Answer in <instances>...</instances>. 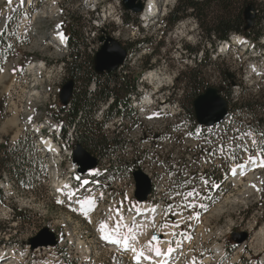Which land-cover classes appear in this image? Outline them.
<instances>
[{
    "label": "rangeland",
    "instance_id": "rangeland-1",
    "mask_svg": "<svg viewBox=\"0 0 264 264\" xmlns=\"http://www.w3.org/2000/svg\"><path fill=\"white\" fill-rule=\"evenodd\" d=\"M53 1L54 0H49V2L48 0L45 2L43 1L35 6V9L41 7L45 8L49 4L45 8L46 16H49H47L48 19H44L43 22L35 21L34 24L31 23L33 27H30V30L34 29V25H36L34 32H48L50 28L47 27L49 23L46 21L50 22V27L62 22L59 19L65 17L63 3H60V6H50V3H53ZM55 1L58 3L59 1L66 0ZM241 1L243 2V7L248 3H253L255 5L253 12L256 14V21L252 27L264 29V0ZM86 4L87 0H71V8L73 11L70 13L67 25L71 29L73 27L74 31L79 29V24L83 21L81 18L84 16V12H86ZM176 4L177 0H157L158 12L156 13H158V15L154 19V25H151V27L149 25L146 30L143 31L140 25L135 24L136 30L139 31V33L136 34H129L128 30H121L120 43L130 50V57L123 68H128V71H138V79L131 85H133L134 88L141 84L143 81V74L147 72V68L150 67L153 71L161 69L160 73H163L166 78L169 76L171 78L170 80H164L163 83H171V80H174L177 86L179 80L184 81L181 83L180 88H182L181 91H183L182 103L187 107L190 101L189 94L192 87L188 82V78L185 76H180L178 79L175 78L177 69L173 68L174 63L169 55L170 51H174V49H172L174 42H180V44L183 45L182 47L188 51V54L193 53V56H197V59H193L192 57V61H189L192 62L191 65L183 63L185 70L182 71V74L185 75L191 71V77L196 78V83L201 86V88L209 86L222 87L224 91L223 97L231 102L229 106H233L234 112L236 110V114L233 113L230 121L222 125L223 127L219 126L220 128L218 127L217 129L204 128L198 125L194 119L192 121L191 118L193 117H190L193 128L201 129V133H196L194 138L189 137L191 131L187 132V130L182 129L180 120L174 121L170 124L171 126L167 125L164 129V145H171L173 143L171 137L178 132L182 133L184 138L188 137V140H209L217 139L219 136L224 135L225 131L236 132V128H239V130L236 136L235 134L228 135V141L233 142L231 145L224 144V164L211 162V165L207 168L208 178H198L199 181L197 182L196 189L205 190L200 192L201 202L197 204L199 198L197 199L195 194L187 196V202L184 199L175 197L176 209L173 212L182 213L185 217V220H173L175 238L173 233L170 239L172 241L169 240L170 242L168 244L162 242V238H158V244L156 241H153V244L158 246L163 252L173 249L175 264H193V262H195V264H264V166H260L261 163L264 162V151H262V149H264V128L260 127V122H258V117L254 114V111L243 108L247 100L251 98L256 99L264 94V51L262 47V45H264V32L258 40L261 46H254V44L251 43V47H254L252 52L246 53L240 51V49L237 51L236 47H232L231 51L225 54L224 51L221 50V52H219L217 48L215 49V45L211 46L204 40L201 29L192 16L182 19L172 28H169V25H165V19L168 13ZM0 5L1 14L3 11L5 12L7 8L4 0H0ZM106 5H108L107 8H110L111 0H106L105 6ZM48 9L50 12H55V14L53 15L48 12ZM57 9L61 10L60 15ZM141 15L142 13L134 18L137 21L136 23L140 24L139 16ZM110 19L112 18H109L108 21H110ZM62 24L64 25L63 22ZM15 30H18V26L15 27ZM72 31V36H74L75 39L70 41V51L71 48L75 51V48H78L85 40V33H73ZM177 33V37L171 36ZM144 37L148 39L146 44L139 42L143 40ZM256 44L258 45V43ZM174 48H176V46ZM258 48H260V50ZM13 50L16 51L15 48ZM202 51L205 57L204 60L199 57V53ZM39 57L40 55L37 52L36 58ZM60 61V59L58 62L55 60L51 61L50 65L47 67L49 69H46L50 72L48 73L45 70L44 76L45 78L47 77L46 81L49 80V82H47L49 85V94L45 92L39 95V97H36V100L33 99V96H30V92L36 88V86L31 87V85L34 84V82L36 83L39 78H34L32 72L30 73L25 70V64H27L28 61L25 60V62L22 61L23 63L20 62V67H24L21 88V113L7 111L5 106L6 97L1 96L0 93V103L3 104L0 108V143L9 145L11 148H17L15 159L19 162V166L16 165L17 168L15 169V173L12 175L8 173L7 177L4 174L2 176L3 182L1 183L4 188L2 192L3 196L0 198V256L3 259L1 264H41V262L45 263V259H47V264H71L72 261L69 262L71 259L75 261L74 264H137V262H132V253H129L128 250L121 249V246H115V248L112 249L102 242L104 238L100 236L98 225L104 224V222L106 223L107 221L111 224L114 220L110 225V229L114 230L113 228H115L116 224L122 222V224L120 223L124 226V229L120 230L122 237L132 235L138 239L136 240V242H138V247L146 246L147 244L149 246V242L152 241L155 236L153 230L157 232L155 225L157 226L158 223L161 224L163 222L166 215L165 213L167 212L166 191L169 172L159 173L158 165H150V167L155 169L154 176L157 180L156 183L159 189L156 193L157 201L163 203L162 213L159 214L160 216L158 215V217H156V222L153 224L154 226L151 224V221L148 224L139 225L140 228L131 224L132 217L140 216L139 209L144 206L131 204L129 199L122 202V194L119 196L115 193L108 201H100V199L97 198L96 202L93 204V211L88 213L86 210L82 211L81 208L73 205V201L68 202L70 198L66 193L61 192L53 181V171L56 170L57 172L59 169L56 156L53 157L50 152L46 151V148L42 145L40 140V138L42 139V135L32 130L35 129L37 123L40 126L45 125V127H48V129L44 130L46 133H44V135L53 136L55 131L57 132V130H55L56 122H59L57 121L56 115L49 111H54L53 104L55 98L53 95L55 94L56 78L58 77L57 66H61ZM227 72L235 75L234 80L232 79L234 82L229 79ZM192 80L193 79H191V81ZM114 96H119L122 100L120 103L125 105L123 107V121L126 120L125 124H130L133 120H140L146 117L143 115L144 113L142 111L139 112L132 107L129 94L127 97H125L124 94H115ZM110 100L111 98L108 101L98 99L92 107L97 108L92 109V114L94 121L98 122L100 125L105 124V121L108 119V114L110 118L113 117V124L118 125L119 123L118 119H115L116 116H114V113L108 112L109 108L107 109V105ZM169 103L170 100L164 105H169ZM170 104H172V109L178 110V107H175L178 106V103ZM151 109L154 110L152 111ZM151 109L146 113L151 115H158L161 113L160 117L172 116L170 112H160L162 109L160 110L158 105H155ZM29 112L32 113L28 114ZM68 121L69 118L67 115V122ZM63 123L65 124L66 120H62V124ZM59 137L63 138L62 135ZM69 143H71L69 139L66 140V138H63L61 143L63 149L61 152L62 157L66 156L69 152V148L66 150ZM63 146L66 148H63ZM179 152H177V159L185 160V151ZM221 154L222 146H212V151L209 152V159H218ZM21 155L24 156L23 160ZM231 155L239 159L235 161L234 164L248 163V167H250V163L254 161L262 159V162H258V164L260 163L259 165H254V168L244 172L242 178H239V182H237L231 180L232 177H230V174L234 170V164L232 165V169L229 170ZM250 157H252V159H249ZM46 162H50L48 165L52 167L47 169L45 166ZM203 181H206V184H201ZM94 193L95 192L92 194ZM197 193L198 191L196 194ZM84 197L88 199L91 197V194L84 195ZM9 207L14 208V211L8 210ZM178 207L182 210H178ZM117 210H119V213ZM17 212L22 213V216L20 215L17 218L14 217L15 215H19ZM131 213L132 215H130ZM125 225H127V227H125ZM49 226L60 233L61 243L56 250L43 249L41 252L32 250L34 248L30 243V239L37 235L42 228ZM152 226L153 228L151 229L150 227ZM129 228L133 229L131 234L129 233ZM229 228L232 229L231 232L247 233L248 236L246 240L241 244L236 243L231 238ZM137 231L138 235L135 234ZM139 233L141 235H139ZM7 240H9V242H6ZM217 245L221 246L220 251L215 250ZM30 247L31 251H29ZM8 248H10V250ZM62 256L68 257L69 260L64 261Z\"/></svg>",
    "mask_w": 264,
    "mask_h": 264
},
{
    "label": "built area",
    "instance_id": "built-area-1",
    "mask_svg": "<svg viewBox=\"0 0 264 264\" xmlns=\"http://www.w3.org/2000/svg\"><path fill=\"white\" fill-rule=\"evenodd\" d=\"M59 3H63L65 10V17L60 20L64 23V30L62 31L67 35V23L69 22L70 13L73 11L71 0L59 1ZM110 7L112 9V19L110 21H103V16L99 15L98 11L84 12V16L81 18L84 24L82 21L76 32L85 33V41L78 48H75L74 57H68L64 66H57L58 77L56 78L53 110L58 120H66V124L69 103L67 105L62 104L60 100V86L69 77L74 58L77 54L80 58L85 55L94 57L103 44L100 41L101 36H111L121 42V30H128L129 34L139 33L135 28L134 21H130L129 23L124 22L126 15L135 17L136 14L133 11L125 10L122 0H111ZM31 11L35 13L33 10ZM7 28L5 17L0 16V35H6ZM29 41H31L29 38L18 39L17 35L15 37L6 36V43H15L16 51L12 53L0 52V91L2 96L4 94L7 96L5 105L8 111L21 113V88L24 67H20V57L21 55L32 53V51H27V43ZM137 79L138 71H128V68H117L110 75L108 72L98 74L94 70V75L89 83V89L90 86H98L99 84L109 94H122ZM164 84V94L157 102L170 100V103H178V111L171 117H160V114L151 115L146 113L145 118L133 120L130 124L122 125H115L113 124V117L108 118L104 125H100L101 132L106 140V146H98L94 150L93 156L97 158V166L95 168L104 166L103 156H111V166H115V161H122L121 170L132 171L134 191L132 194H127V199L130 200L131 204H135L132 201L135 200L136 184L134 172L136 170L140 169L147 174L152 184L153 178L150 175V165H158L159 173L169 172L166 191L167 212L165 213L163 222L157 224L155 228H158L162 237L165 236V232H172L175 238L173 220H185L184 214L173 212L176 209L175 197L184 199L187 202V196L196 194L198 178H208L207 168H209L211 162L223 163L224 144L233 143L228 142V135L238 134L239 128H236V132L225 131V134L219 136L217 139L209 140H188L184 138L182 133L178 132L173 136V143L171 145H164L165 127L174 121L192 117L187 107L182 103L183 91L180 88L181 84L176 86L173 80L171 83ZM105 100H108V97ZM243 108L250 110L247 107ZM229 109H233V106L230 105ZM77 137L76 127H72V131H65L64 138L73 142L74 149ZM212 146H222V154L218 159H209V152L212 151ZM178 151H185V160L177 159ZM238 160V157H232L231 155L229 170L232 169V165ZM111 187L117 191L123 190L124 180H114L111 182ZM198 196L200 200L201 195ZM8 210L14 211V208L9 207ZM178 210L182 209L178 207ZM6 242H9V240ZM43 249H50V247H38V251L40 252Z\"/></svg>",
    "mask_w": 264,
    "mask_h": 264
},
{
    "label": "bare ground",
    "instance_id": "bare-ground-1",
    "mask_svg": "<svg viewBox=\"0 0 264 264\" xmlns=\"http://www.w3.org/2000/svg\"><path fill=\"white\" fill-rule=\"evenodd\" d=\"M45 2L47 0H23V3L21 2V0H12L11 3L8 2V0H4L5 5L7 10L4 12H2L0 14V16H4L5 20H6V25L8 26V28L6 29V35H0V52H4V53H12L15 52V50H13L14 48L16 49V45L15 43H6V36L7 37H15L17 35L18 39H25V38H29L31 39V41H29L27 43V51H32V53H27L26 55H21L20 57V62L24 61H28L27 64H25V70L27 72H32V74L34 75L33 77L36 79L39 78L38 81H36V83L34 82V84L31 85V87L36 86L35 89H33L32 92H30V96H33V99L36 100V97H39V95L44 94L45 92L48 93L49 88H48V81H46L45 78V70L49 69L47 68L50 65V62L55 60L58 62V60L60 59V63L61 66H64V64L66 63L68 57H72L74 49L71 48L70 51V41L71 39L68 37V35H66V33H63L62 30H64V25L62 24V22L55 24L54 26L50 27V22H48V26L50 28V30L48 32L45 31H40V32H34V29H36V25H34V29L30 30V27L32 28L33 26H31V23L34 24L35 21H42L45 19L47 20L49 15L46 16L45 13V8L49 5H47L45 8L41 7V8H37L35 9V6H37L38 4ZM51 1V0H50ZM82 1V0H81ZM105 1L106 0H87V4L85 6L86 12H99V15L103 16V21H108L109 18H112V9L107 8L108 5L105 6ZM49 2V0H48ZM2 3V2H1ZM51 5H57L60 6V3L56 2L55 0L53 1V3H50ZM1 6V5H0ZM44 6V5H43ZM52 6V7H53ZM56 7V6H55ZM34 8V9H33ZM49 8V7H48ZM60 8V7H57ZM31 9L35 12L32 13ZM52 9V8H51ZM83 9V8H82ZM49 10V9H48ZM58 14H61V10L57 9ZM47 11V10H46ZM50 12V10L48 11ZM156 12H158V5H157V0H147V4H146V8L144 10V12H142L143 17L145 19H148V15L149 14H156ZM53 15L55 14V12H50ZM48 14V13H47ZM60 20V19H59ZM58 22V21H57ZM17 24V25H16ZM53 24V23H52ZM47 25V24H46ZM18 26V30H15V27ZM45 27V26H44ZM68 25H67V30H68ZM73 28V27H72ZM46 30V29H45ZM80 33V32H79ZM83 33V32H82ZM81 37V36H80ZM85 37V36H84ZM111 37V36H108ZM113 38V37H111ZM79 39V38H77ZM114 39V38H113ZM117 40V39H115ZM242 40V38H239L238 42H240ZM85 41V40H84ZM119 41V40H118ZM140 43H145V37L143 40L139 41ZM120 43V41H119ZM121 44V43H120ZM121 46L126 49L127 51V57L125 58L124 62L119 65L118 68H123L125 66V64L127 63L128 59H129V48L125 47L121 44ZM222 51H224V49H222ZM242 51L247 53L246 49H243ZM37 52L40 55L39 58H36L37 56ZM132 56V55H131ZM137 58V57H136ZM56 62V63H57ZM133 62V61H132ZM137 62V61H136ZM23 63V62H22ZM23 65V64H22ZM52 66V65H51ZM144 68V67H143ZM46 70V71H47ZM57 71V70H56ZM48 73L50 71H47ZM161 69L158 71H153L150 69V71L147 73L145 72L143 74L142 77V82L141 84H139L138 86L133 88L132 87L128 90L125 91L124 96L127 97V95L129 94L130 98H131V105L133 108H135L137 111H142L144 114V116H146V112L149 111V109H151L152 107H154L155 105H158V107H160V112H165V113H171V115H174L178 110H174L172 109L171 105L169 103V105H164L168 102V100H161L159 102H157L158 99H160L163 94H164V89L162 90L161 93L158 94H152V91H149L150 88L149 86H147V82L149 81H154L156 79H158L156 81V83H161L162 85L164 84L163 81L164 80H170V76L168 78L165 77V75H163V73H160ZM55 75V74H54ZM30 76V75H29ZM56 77V76H55ZM49 78V75H48ZM52 78V77H51ZM50 78V80H51ZM35 79V80H36ZM32 80V79H31ZM25 81V79H24ZM52 81V80H51ZM53 82V81H52ZM51 83V82H50ZM54 83V82H53ZM96 88V86H91V89L94 90ZM51 93V92H50ZM49 94V93H48ZM25 95V94H24ZM53 95V94H52ZM51 95V96H52ZM29 96V95H28ZM47 96V95H46ZM55 98V94L53 95ZM43 97V96H42ZM119 97V96H112L111 100L109 101L108 105H107V109L110 108L111 106H113V104L115 103V98ZM32 98V97H31ZM119 99V103L117 105V108L119 109L118 114H114L115 119H118L119 123L118 125H122L125 124L126 120L123 121L124 119V109L123 107L125 105H122V100ZM123 99V98H122ZM125 99V98H124ZM129 100V99H128ZM42 101V100H41ZM127 101V100H126ZM125 103V102H124ZM53 104V102H52ZM106 104V103H105ZM127 104V102H126ZM72 105V101L69 102V110L71 108ZM29 106V105H28ZM178 107V106H175ZM174 107V108H175ZM101 108V107H100ZM130 108V107H129ZM236 108V107H235ZM37 109V108H36ZM50 109V108H49ZM51 110V109H50ZM152 110V109H151ZM154 110V109H153ZM152 110V111H153ZM169 110V111H167ZM24 111V110H23ZM33 111V110H32ZM99 111V110H98ZM157 111V110H156ZM239 111V110H238ZM25 112V111H24ZM28 112V111H26ZM52 112L54 114V111H49ZM97 112V111H96ZM236 112V110H235ZM234 109H228V112L226 114V116L217 124L213 125V126H202L204 128H213V129H217L219 126L221 127L222 125L226 124L227 122L230 121V118L233 116ZM32 112H29L28 114H30ZM69 113V112H68ZM99 113V112H98ZM155 113V112H154ZM105 114V113H104ZM135 114V113H134ZM161 114V113H160ZM236 114V113H235ZM163 115V114H162ZM32 116V115H31ZM99 116V115H98ZM101 116V115H100ZM136 116V115H135ZM168 116V115H167ZM237 116V115H236ZM106 117V116H105ZM110 118V116L108 117ZM140 118V116H139ZM102 119V118H101ZM106 119V118H105ZM192 121L194 118H191ZM190 117H186L183 119H180V123L182 124V129H185L188 131H191L189 134L190 138H194L196 136V133L200 134L201 133V129H194L192 126V121H191ZM10 120V119H9ZM27 120V119H26ZM34 120V119H32ZM52 120V119H51ZM196 121V119H194ZM57 121L59 123L56 122V128L55 130H57V132L55 131V134L53 136H48V135H44V132L41 130H45L48 129V127H45V125L40 126L36 123L35 126V132L39 135H42V139H41V143L42 145L46 148L47 152H50L51 155L54 157L56 156L57 159V164H59L58 166V170L56 172V170L53 171V181L55 183L56 186L59 187V189L61 190V192H64L67 194V196L70 198V201H74V204L81 208L82 210H86L87 212H92L93 211V207H94V203L96 202V199L99 198L100 201H108L110 199V197L116 193V195L122 194V202L125 201L127 199V194H132L134 191V183H133V176H132V171L131 170H121L122 168V161H115V166H111V156H105L103 157V164L104 166L99 167V168H93L91 170H88L85 173H80L77 172L74 167H73V153H74V144L71 141V143H69V146L66 148L65 146H63V148H66V150L69 148V152L66 154V156L62 157V141L63 138L65 137V131H72V127H75L74 124H72L70 121L67 122V124L63 123L62 124V120H58ZM64 121V120H63ZM117 121V120H116ZM32 122V121H31ZM106 122V121H105ZM197 122V121H196ZM129 123V122H128ZM178 123V122H177ZM35 124V122H34ZM54 124V123H53ZM170 125V124H169ZM199 125V124H198ZM232 125V124H231ZM171 126V125H170ZM179 126V125H178ZM173 127V126H172ZM200 127V128H202ZM219 127V128H220ZM223 127V126H222ZM236 127V125H235ZM230 128V127H229ZM38 129V130H37ZM171 129V128H170ZM203 129V128H202ZM40 130V131H39ZM222 130V129H221ZM226 130V129H225ZM77 131V129H76ZM182 131V130H181ZM63 132V133H62ZM77 133V132H76ZM46 134V133H45ZM165 134V133H164ZM172 134V133H171ZM187 134V133H186ZM221 134V133H220ZM50 135V134H49ZM60 135L63 136V138L59 137ZM173 135V134H172ZM213 135V134H212ZM169 136V135H166ZM202 136V135H201ZM233 136V135H232ZM236 136V134H235ZM59 137V139H58ZM169 138V137H168ZM173 139V137H171ZM188 138V137H187ZM189 138V139H190ZM208 138V137H207ZM232 138V137H231ZM235 138V137H234ZM65 139V138H64ZM61 140V141H60ZM67 140V138H66ZM170 140V139H169ZM204 140V139H203ZM165 141V140H164ZM237 141V140H236ZM229 142V141H228ZM167 144V142H166ZM64 145V144H63ZM168 145V144H167ZM170 145V144H169ZM231 145V144H230ZM237 147V146H236ZM221 149V148H220ZM228 150V149H227ZM220 151V150H219ZM46 152V153H47ZM179 152V151H178ZM183 152V151H182ZM232 152V151H231ZM45 153V152H44ZM239 153V152H238ZM180 154V152H179ZM178 154V156H179ZM212 154V153H211ZM50 155V156H51ZM185 155V154H184ZM226 155V154H225ZM214 156V155H213ZM180 157V156H179ZM52 158V157H51ZM229 158V157H228ZM49 159V157H48ZM224 161V160H223ZM51 162V161H50ZM258 162H262V159H260L259 161H254L253 163H250V167L248 163L246 164H234L233 167V171L230 174V177H232L231 180H235L237 182H239V178H242V174L244 172H246L248 169L254 168V165H259ZM224 164V163H223ZM53 165V164H52ZM217 165V164H216ZM55 166V164H54ZM213 166V165H212ZM224 166V165H223ZM52 167V166H51ZM49 167V168H51ZM218 167V166H217ZM257 167V166H256ZM54 168V167H53ZM156 168V166H155ZM211 168V167H210ZM214 169V168H213ZM154 170L152 167H150V175L153 178V190L152 193L149 195V198L147 201L143 202L142 204H138V206H144V207H140L139 211H140V216L137 217H132V223L136 225V227L141 224H148L151 221V224L153 225L154 222H156V217H158L159 214L162 213V204L163 203H159L157 200V196L156 193L159 191L158 187H157V180L154 176ZM157 170V169H156ZM217 170V169H216ZM66 171V173H65ZM209 171V170H208ZM215 171V170H214ZM249 171V170H248ZM162 173V172H161ZM210 173V172H209ZM157 175V174H156ZM161 175V174H160ZM163 175V174H162ZM211 175V174H210ZM167 177V176H166ZM250 177V176H249ZM159 178V177H158ZM169 178V177H168ZM66 179V180H65ZM203 179V178H202ZM207 179V178H206ZM248 179V178H247ZM114 180H124V187L123 190H119L117 191L116 189H112L111 187V182H113ZM216 180V179H215ZM249 180V179H248ZM162 181V179H161ZM199 181V180H198ZM208 181V180H207ZM253 181V179H252ZM67 182V183H66ZM231 182V181H230ZM130 183V184H129ZM218 183V182H217ZM201 184H206V181L201 182ZM212 184V183H211ZM235 184V183H234ZM237 184V183H236ZM226 185V184H225ZM199 186V185H198ZM216 186V185H215ZM228 186V185H227ZM232 186V185H231ZM160 187V186H159ZM201 187V186H200ZM206 187V186H205ZM230 187V186H229ZM233 187V186H232ZM216 188V187H215ZM202 189V188H201ZM234 189V188H233ZM250 190V189H249ZM198 191L197 194H195V197L197 196V199L199 198L198 195H201V191H205V190H199L196 189V192ZM232 191V190H231ZM93 192H95L94 194H92ZM162 192V191H161ZM165 192V191H164ZM224 192V191H223ZM87 194H91V197L86 199L84 197V195ZM192 195V194H191ZM90 196V195H89ZM164 196V195H163ZM162 196V197H163ZM212 196V195H211ZM84 197V198H83ZM124 197V199H123ZM160 198V197H159ZM192 198V197H190ZM206 198V197H205ZM203 199V198H202ZM128 200V199H127ZM189 200V199H188ZM191 201V200H189ZM164 202V201H163ZM201 202V199H198L197 204H199ZM117 203V202H116ZM106 204V203H105ZM108 205V204H107ZM114 205V204H113ZM204 205V204H203ZM99 206V205H98ZM109 206V205H108ZM104 208V207H103ZM113 208V207H112ZM111 208V209H112ZM117 208V207H116ZM115 208V209H116ZM165 208V207H164ZM96 209V208H95ZM120 209V208H119ZM126 209V208H125ZM110 210V209H109ZM124 210V209H123ZM165 210V209H164ZM122 211V210H121ZM120 211V212H121ZM108 212V211H107ZM105 213V212H104ZM125 213V212H124ZM128 213V212H127ZM138 213V212H137ZM103 214V213H101ZM121 214V213H120ZM135 214V213H134ZM113 215V214H112ZM132 215V213L130 214ZM164 215V214H163ZM103 216V215H102ZM101 216V217H102ZM115 216V215H113ZM160 216V215H159ZM162 217V216H161ZM110 218V217H109ZM115 218V217H114ZM118 218V217H116ZM126 218V217H125ZM124 218V219H125ZM129 218V217H128ZM105 220V218H104ZM114 221V220H113ZM112 221V222H113ZM116 221V220H115ZM123 221V220H121ZM128 221V220H127ZM126 221V222H127ZM104 222V221H103ZM111 222V224H112ZM117 222V221H116ZM122 224V222H120ZM161 223V222H160ZM104 224L107 225V229L106 231H111L112 229H110V223L107 221L106 223L104 222ZM150 224V225H151ZM159 224V223H158ZM102 225V224H101ZM101 225H98V230L100 232V236L103 237L104 236V232L101 231ZM128 225V224H127ZM149 225V226H150ZM122 227L121 229H124V226L121 225ZM154 226V225H153ZM150 227L151 229L153 228ZM156 226V225H155ZM143 227V226H142ZM141 227V228H142ZM144 228V227H143ZM148 228V227H147ZM115 229V228H113ZM137 229V228H136ZM146 229V228H145ZM133 230V229H132ZM157 232L159 233L158 228L156 229ZM140 231V230H138ZM137 231V233H138ZM151 231V230H150ZM154 231V230H153ZM124 233V232H123ZM99 234V233H98ZM131 234V233H130ZM172 232H165V236L163 240L169 241L172 238ZM125 235V234H124ZM139 235H141L139 233ZM143 235V234H142ZM105 240V239H104ZM135 239V243H136ZM163 242V241H162ZM61 243V238H59V242L57 245L54 246H49L50 249H55L58 247V245ZM168 244V243H167ZM132 245L136 248V245L134 243H132ZM155 245V244H154ZM86 247V246H85ZM168 247V246H167ZM62 248V247H61ZM106 248V247H105ZM111 248V247H110ZM10 250V248H8ZM7 249V250H8ZM137 250L139 248H136ZM221 246L217 245L215 247L216 251H220ZM8 250V251H9ZM35 251H38V248L36 249H32ZM62 250V249H61ZM88 250V249H87ZM31 251V247L30 250ZM33 252V251H32ZM47 252V251H46ZM50 252V251H48ZM168 252V251H167ZM29 253V252H28ZM89 253V252H88ZM131 253L136 256L137 253L131 251ZM27 254V253H26ZM31 254V253H30ZM52 254V253H51ZM63 254V253H61ZM109 254V253H108ZM5 255V254H4ZM55 255V254H54ZM11 256V255H10ZM44 256V255H43ZM49 256V255H48ZM72 256V255H71ZM50 257V256H49ZM63 257V256H62ZM51 258V257H50ZM19 259V258H18ZM14 260V259H13ZM161 260V257H158L153 263L151 264H156L158 261ZM1 262H3V259L0 256V264ZM68 263V262H67ZM175 261H172V264H175ZM3 264V263H2ZM7 264V263H6Z\"/></svg>",
    "mask_w": 264,
    "mask_h": 264
},
{
    "label": "trees",
    "instance_id": "trees-1",
    "mask_svg": "<svg viewBox=\"0 0 264 264\" xmlns=\"http://www.w3.org/2000/svg\"><path fill=\"white\" fill-rule=\"evenodd\" d=\"M248 4H245L243 7V2L241 0H177V4L170 10L165 20L170 28L182 19L192 16L201 29L202 37L211 45H217L221 40H229L232 34H241L255 44L258 43V45H260L258 40L262 36L264 29H256V27L246 29L247 23L244 10ZM125 20L128 22L131 19L126 17ZM72 32L74 33L76 30ZM70 39L71 41L75 39L72 33ZM72 57H74V52ZM111 73L112 71L108 72L109 75ZM93 75L94 57L85 55L80 58L77 54L69 73V78L75 80L76 85L68 118L77 129V142L91 153H93L98 146L106 144L100 124L93 119L92 107L98 99L108 101L115 95L105 92L102 85L99 84L94 90L89 89V83ZM184 76L188 78V82L192 87L187 108L189 113L195 116L193 107L194 100L198 95L202 94L207 87L201 88V86L196 83V78L191 77V71ZM191 79L193 80L191 81ZM122 94H125V91ZM107 97L108 100H105ZM118 98L119 97L115 98V103L109 108L108 112L118 114ZM244 106L254 111V114L258 117V121L261 123L262 127H264V94L256 99L251 98L247 100ZM16 151L17 148H11L9 145L0 143V179L4 172L11 175L15 173V169L19 166V162L15 159ZM21 156L23 160L24 156ZM1 196L2 190L0 188V197ZM17 214L19 215H15L14 217L17 218L22 213L17 212Z\"/></svg>",
    "mask_w": 264,
    "mask_h": 264
},
{
    "label": "water",
    "instance_id": "water-1",
    "mask_svg": "<svg viewBox=\"0 0 264 264\" xmlns=\"http://www.w3.org/2000/svg\"><path fill=\"white\" fill-rule=\"evenodd\" d=\"M123 6L126 10H132L135 13H140L144 9L142 0H123ZM253 3H249L244 10L246 20V29L253 26L256 21V14L253 12L255 7ZM104 44L95 56V70L102 74L105 71L111 72L118 68L123 63L127 56V51L124 49L118 40L111 37H101ZM231 77V74H229ZM75 82L73 79L66 81L61 88L60 97L64 104H67L73 96ZM195 117L199 124L212 126L220 122L228 112V101L221 95V90L217 87H208L202 94L198 95L193 103ZM74 167L77 171L84 173L97 165V159L92 156L80 144L73 155ZM136 181V199L139 202L147 200L148 195L152 191L151 179L142 170H137L134 173ZM157 238L160 235L155 234ZM245 232H232L231 238L238 244L243 243L247 238ZM33 248L38 246H48L57 244V236L49 227L42 228L37 235L30 239Z\"/></svg>",
    "mask_w": 264,
    "mask_h": 264
},
{
    "label": "snow or ice",
    "instance_id": "snow-or-ice-1",
    "mask_svg": "<svg viewBox=\"0 0 264 264\" xmlns=\"http://www.w3.org/2000/svg\"><path fill=\"white\" fill-rule=\"evenodd\" d=\"M9 3L12 2V0H8ZM21 2L23 3V0H21ZM262 151H264V149H262ZM249 159H252V157H250ZM260 166H264V162L261 163ZM118 213H119V210H117ZM125 227H127V225H125ZM120 228H121V224L120 223H117L116 226H115V229L114 230H111V231H106L107 229V225L106 224H102L101 225V231L104 232V236L103 238L105 240H108L110 243H114V244H118L120 245L121 247L125 248L126 250H131L133 252H136L137 255L135 257L136 261H137V264H140V260L141 259H148V260H151V257L150 256H146L144 254V250L141 249V250H137L130 241L132 240H135L136 237L135 236H121L120 234ZM132 232V229L129 228V233ZM153 241H156L157 244H158V238L157 237H153V240L149 242V250L150 251H154L155 254L157 256H161V255H164L163 251L156 245L153 244ZM173 251V249H169V253ZM193 264H195V262H193Z\"/></svg>",
    "mask_w": 264,
    "mask_h": 264
},
{
    "label": "flooded vegetation",
    "instance_id": "flooded-vegetation-1",
    "mask_svg": "<svg viewBox=\"0 0 264 264\" xmlns=\"http://www.w3.org/2000/svg\"><path fill=\"white\" fill-rule=\"evenodd\" d=\"M131 87H132V85L129 86V88H131Z\"/></svg>",
    "mask_w": 264,
    "mask_h": 264
}]
</instances>
